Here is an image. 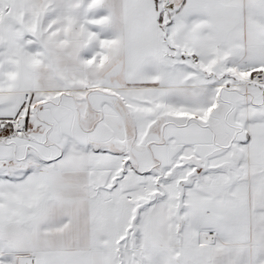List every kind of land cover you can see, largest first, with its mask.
Segmentation results:
<instances>
[{"label": "snow or ice", "instance_id": "snow-or-ice-1", "mask_svg": "<svg viewBox=\"0 0 264 264\" xmlns=\"http://www.w3.org/2000/svg\"><path fill=\"white\" fill-rule=\"evenodd\" d=\"M0 264H264V0H0Z\"/></svg>", "mask_w": 264, "mask_h": 264}]
</instances>
